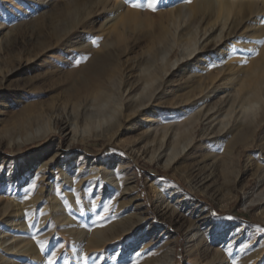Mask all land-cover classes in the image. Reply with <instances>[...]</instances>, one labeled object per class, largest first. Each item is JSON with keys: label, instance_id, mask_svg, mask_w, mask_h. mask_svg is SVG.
<instances>
[{"label": "bare ground", "instance_id": "obj_1", "mask_svg": "<svg viewBox=\"0 0 264 264\" xmlns=\"http://www.w3.org/2000/svg\"><path fill=\"white\" fill-rule=\"evenodd\" d=\"M165 5L161 6L168 18L155 25L158 33L145 30L154 24L149 10L130 8L125 0H73L68 8L56 13L61 19L87 15L93 21L105 13L110 18L101 35L102 42H97L99 46L85 47L92 56L80 74H66V89L57 104L42 115L32 111L31 116L20 120V138L25 136L24 141L44 138L56 132L58 126L74 138L83 139L92 133L119 138L135 132L127 150L133 153L140 146L136 153L142 149L152 161L162 158L163 151H170L165 162V167H169L179 157L189 158L193 130L201 122L209 123L215 108L223 103L232 108L238 103L239 115L228 131L227 154L229 162H234L238 180L246 176L238 168L234 150L238 144L254 145L256 133L264 124V44L260 43L264 40V23H261L264 0H193L191 4L185 0H165ZM143 40L148 46L134 53ZM113 41L124 44L122 53L114 50ZM97 50L102 53L93 55ZM177 50L181 58L173 62ZM245 60L248 64H243ZM238 65L247 67L245 74L235 71ZM177 78L187 90L184 95H176L187 96L180 101L165 97L170 96L169 85ZM225 81L234 87L236 81L240 82V90H235L240 96H228V92L225 98L221 97ZM2 109L6 111L7 106ZM125 120L130 121L126 128ZM56 145L54 141L27 163L28 157L8 161V176L0 172V264H48L49 251H41L36 239L46 240L57 257L64 247L71 245L67 264L71 259L84 264L80 257L85 254L91 257L88 264H93L96 257H99L97 264H132L133 260H139L140 264H175V248L165 243L166 234L151 230L145 217L126 216L123 212L128 206L124 201L119 202L120 191L135 195V186L124 189L116 181L96 193L94 182L87 179L86 182L82 171L74 168L76 162H86L85 157H75L73 166L62 164L54 172V161L46 162L42 156ZM117 162L120 159L113 157L99 164L109 169ZM192 167L191 171L200 177L191 188L199 191L212 174L202 178L201 163ZM257 167L260 172L256 176L262 183L264 165ZM94 170L92 179L88 175L92 181L99 175ZM82 185L88 189L83 191ZM153 187L168 212L170 207L162 196L165 191L159 184ZM227 191L229 204L237 196V186ZM170 192L185 197L181 190ZM134 199L138 201L137 196ZM256 201L264 205V192ZM171 216L183 221L189 243L194 242L189 256L206 257L216 239L209 242L206 234L200 235L201 225L194 216L175 209ZM48 226L49 235L41 236ZM9 237L13 242L6 246ZM60 242L64 247L59 250ZM224 253L225 250L218 249L202 264H228ZM262 261L264 257L258 262Z\"/></svg>", "mask_w": 264, "mask_h": 264}, {"label": "rangeland", "instance_id": "obj_2", "mask_svg": "<svg viewBox=\"0 0 264 264\" xmlns=\"http://www.w3.org/2000/svg\"><path fill=\"white\" fill-rule=\"evenodd\" d=\"M72 1L0 0V110L3 112L0 115L2 120L0 172L3 171L2 175L8 176V161H22L23 158L28 157L30 159L26 160L27 163L38 152L47 149L56 141L57 145L54 149L48 150L42 156L46 162L54 161V172L62 164L73 166L75 157H85L86 162L78 161L74 168L82 171L85 175L84 180L94 182L96 193L101 189L106 190L108 184L116 181L122 183L124 189L135 186V195H130L128 191H120L119 202L124 201L128 206L123 212L126 216L145 217L151 230H158L161 235L165 233V243L175 248V264H202L213 257L218 249L225 250L223 257L228 264H250L253 261L255 263L260 261L264 257V231H261L264 229V205L256 200L264 192V181L261 183L259 176L256 175L260 172L257 166L264 165V124L256 133L254 145L238 144L235 147L234 157L238 168L247 173L238 180L234 162H229L227 154L230 147L228 131L239 115L238 103L232 108L225 103H223L225 107L221 104L215 108L213 113L211 112L209 123L201 122L193 130L194 143L188 151L189 158L179 157L169 167H165V162L170 151H163L162 158L152 161L146 151L140 149L141 152L136 153L140 146L133 153L127 150V145L134 141V138L129 139L135 136V132L124 134L119 138L110 134L92 133L83 139L78 136L74 138L69 131L58 126L56 132L44 138L30 141H24L25 136L20 138L19 132L22 130L20 120L31 116L32 111L42 115L52 105L57 104V99L66 89V74L68 72L80 74L92 56V52L87 51L85 47L89 44L97 46L102 42V34L107 27L110 14H102L101 17L94 19L95 22L91 20L92 16L87 17V15L57 18L56 13L68 8ZM3 3L6 5L3 6ZM128 7L133 8L130 4ZM163 9L161 6L157 13L149 11L154 24L145 29L146 32H159L155 25L165 22L168 18L166 9ZM113 45L116 52L124 51L123 43L113 41ZM147 46L148 42L143 40L135 48L134 53H139ZM101 53L97 50L93 55ZM176 58H181L179 50L175 52L172 61L174 62ZM237 67L235 71H238V74L246 73L247 67L240 68L239 65ZM243 79L244 77L241 78ZM235 83L234 87L227 85L229 81H225L222 88H226L227 91L222 89L221 97L225 98L228 92V96H240L235 92L240 90V82ZM140 85L138 84L137 87ZM169 88L172 89H169L170 96L165 97L175 98L178 101L187 98V96H176L187 92L178 78L174 79ZM130 97L132 96L128 98ZM6 106L7 110L4 111L2 108ZM132 118V121H136L135 117ZM129 123L130 121L125 120L124 128L128 127ZM113 157L120 159L113 168L106 169L99 164V161H108ZM197 162L203 167L202 178L209 174H212V177L205 180L204 188L194 191L191 187L197 183L200 176L191 169ZM93 169H95L94 173L99 175H96L92 181L90 179ZM107 175L110 177H106ZM12 178L14 179L15 176ZM28 178L26 175L25 180ZM156 184L165 191L162 196L170 207L168 212L165 209L166 205L161 203L162 197L157 196L154 191L153 185ZM234 185L237 186V196L228 204L227 190ZM82 188L83 191L88 189L85 185H82ZM173 189L181 190L185 197L173 196L170 192ZM135 196L138 197V201L134 199ZM174 209L176 212L192 215L198 219L201 225L200 235L206 234L205 239L209 242L216 239L211 243L207 258L198 254L189 256V249L194 242L189 243L183 221L171 216ZM50 231V226L44 228L41 236H48ZM56 233L55 230L53 236ZM9 238L11 240L6 246L13 242L12 237ZM60 245L61 242L57 245L59 250L62 249ZM71 249V245L64 247L56 264H65L64 262L69 260L68 252ZM50 254L49 251L48 255ZM71 260L69 264H76L73 259Z\"/></svg>", "mask_w": 264, "mask_h": 264}, {"label": "snow or ice", "instance_id": "obj_3", "mask_svg": "<svg viewBox=\"0 0 264 264\" xmlns=\"http://www.w3.org/2000/svg\"><path fill=\"white\" fill-rule=\"evenodd\" d=\"M126 3L130 4L131 7L137 8V9H145L149 10L152 13H157L160 10L161 5H165V0H144V2H141V0H125ZM186 3L191 4L193 0H185ZM261 23H264V19L261 20ZM95 43V41H93ZM261 44H264V40L260 41ZM259 54L258 51L256 53ZM245 64L248 63V61H244ZM32 187H35V185H32ZM229 219H232L229 217ZM261 231H264V229H261ZM35 239V237H34ZM36 244L39 246L41 251H50V256L48 258V264H56L57 260V253L55 251H51L48 247V242L46 240H39L36 239ZM61 248L64 247V245H60ZM139 253H137V256ZM91 257H89L87 254L80 257V259L83 260L84 264H88V261ZM99 260V257H96V259L93 261V264H97V261ZM67 264V262H65ZM132 264H140L139 260H133ZM252 264H255V261L252 262ZM261 264H264V261L261 262Z\"/></svg>", "mask_w": 264, "mask_h": 264}]
</instances>
